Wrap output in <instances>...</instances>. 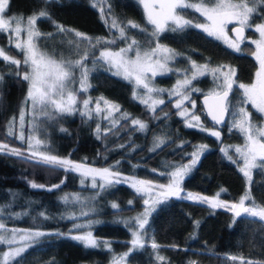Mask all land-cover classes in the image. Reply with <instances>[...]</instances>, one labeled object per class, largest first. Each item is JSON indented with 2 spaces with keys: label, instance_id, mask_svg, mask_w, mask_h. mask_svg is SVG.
<instances>
[{
  "label": "trees",
  "instance_id": "trees-1",
  "mask_svg": "<svg viewBox=\"0 0 264 264\" xmlns=\"http://www.w3.org/2000/svg\"><path fill=\"white\" fill-rule=\"evenodd\" d=\"M255 6L256 12L250 21L252 25L264 19V3L256 0ZM101 9L103 12L94 7L92 0H49L47 3L46 0H10L5 15L26 18L46 11L48 15L37 22L38 29L44 34L39 47L57 57L64 56L65 46L73 50L76 48L74 57L82 50L84 43H75V32L93 41L99 38L102 42L94 48L85 45V51L89 54L85 62L87 65L93 63L100 49H115L123 45L125 40L119 38L118 29L111 28L113 18L122 26L134 21L147 27L148 32L126 27L127 36L137 39L142 47L147 48L149 42L154 45L151 26L147 25L142 9L135 0H104ZM186 13V18L193 22L201 21V17L192 10L188 9ZM58 26H62L64 31H59ZM254 36L253 30H246V37ZM109 40L116 42L103 43ZM159 43L173 49L178 54V61L189 59L196 63L235 69V83L228 97L230 102L240 103L237 85L250 83L258 69V63L251 55L250 44L243 43L241 51L235 52L195 28L165 32L160 35ZM0 48L14 58H22L7 43L5 33H0ZM92 69L89 77L91 87L87 95L90 98L103 97L118 105L119 111L142 121L147 127L139 132L122 120L119 127L126 124L124 132L115 136L105 133L96 136L93 132L94 120L83 119L78 110L71 115L53 112L50 116L47 138L51 150L58 157L95 167L111 164L121 177L120 183L96 190L97 196L91 205L94 204L97 211L87 217L96 220L91 232L101 246L86 248L68 236L72 233L74 220L66 214L73 211L75 206L59 198L71 192L88 196L84 195L85 192L93 189L80 187L76 175L70 170L56 165L37 164L36 158H30L25 145L15 138L14 133L7 132V123L18 113L27 82L17 75L25 70L23 65L17 68L0 59V77H3L0 80V145H7V148L0 150V224H4L6 229L52 232L37 239L8 264H106L115 256L122 255L130 246V232L117 218L140 212L144 198L127 182L136 179L167 183L169 164L188 160L196 144H202L206 149L183 177L181 197H185L187 192H194L235 202L243 193H247L251 202L264 205V169H252L250 183L233 161L234 156L230 153L233 159L229 160L223 155L219 146L240 143L241 137L235 131L226 132L224 126L217 129L209 125L198 103L202 93L195 94V101L203 126L219 131V138L188 127L168 101L155 111H149L144 103L134 98L131 83L104 70L96 61ZM171 79L170 75L163 76L159 82L168 85ZM192 84L201 91L213 87L208 75L193 80ZM81 98L82 93L78 99ZM244 107L252 113V120L259 123L260 116L249 105ZM157 139L164 141L159 147L153 146ZM13 148L18 149L21 155H12ZM22 178L43 187L34 189L31 185H24ZM114 203L118 205L117 208L112 207ZM145 230V246L133 251L127 257V264H235L234 260L229 259L230 256L237 257L238 261L243 257L245 262L250 260L252 264H264V221L258 217L244 214L232 217L225 208H212L206 203L171 197L154 207ZM153 241L158 245L157 249L150 246L149 243ZM105 242L108 246H104ZM4 247V244H0V250ZM152 251L165 261L154 262Z\"/></svg>",
  "mask_w": 264,
  "mask_h": 264
},
{
  "label": "snow or ice",
  "instance_id": "snow-or-ice-1",
  "mask_svg": "<svg viewBox=\"0 0 264 264\" xmlns=\"http://www.w3.org/2000/svg\"><path fill=\"white\" fill-rule=\"evenodd\" d=\"M49 0H46V3ZM260 3H264V0H259ZM10 0H0V33H7L9 37H15V48L19 50L22 58L17 59L8 55L3 48H0V59L15 65L20 68L22 65L25 70L17 75L28 82V89L26 93L25 103L31 102L34 111H39L45 115H50L49 109L54 113L61 115H71L77 111V103L80 93L87 92L91 87L89 82L90 73L93 69H90L85 63L89 54L87 51L80 53V58L76 60H66L63 57L57 58L55 55H50L47 51L42 50L39 47L40 38L44 35L37 27L38 19L47 16L46 11H40L39 14H34L31 17L25 18L16 15H5L8 9ZM138 3L142 6L144 17L147 25H151V36L155 38L154 46L153 42H149L147 48H143L139 41L135 38L129 39L127 36L126 27L132 29H138L140 32H148L147 27L141 26L134 21H128L127 26H122L118 21L113 18L111 20V28L118 29L119 38L127 40V47H120L118 50L105 47L99 51V54L94 57L93 66L95 67V61H103L104 65H107L106 71H112L114 76L121 77L123 80L133 84V96H137V89L143 88L147 91L148 99H141V102L148 105L152 111H155V106L163 104L164 100L159 98H153L152 93H158L163 91L162 89H156L151 81L158 74H165L172 71L169 68V61L173 60L177 55L175 51L161 43H159V37L161 34L171 31L180 32L186 28H198L206 33L210 37H214L217 40L223 41L229 48L235 52L241 51V44L244 43L245 29L253 27L254 31L259 34L258 39H253L250 43L255 45V49L251 52L252 56L257 61L259 67L255 72L254 81L250 84H239V88L243 89V96L245 104H250L257 113L264 118V23L250 24L254 13L256 12V0H138ZM194 9L204 18L203 22H193V20L186 18V10ZM103 12V9H101ZM105 23H108L105 18ZM235 24L236 27L232 29L235 33L234 37H230L227 32L228 24ZM59 31L63 32L62 26H58ZM75 36L80 38L81 41L87 42L90 47H95L102 41L98 38L95 41L86 35L75 32ZM115 40L103 41L105 44H114ZM132 53V55H129ZM79 71V88L75 89L74 84L77 83L76 72ZM191 72V76L185 75L182 80L177 81L176 87L172 90V93L178 97H181L175 104L181 117L186 115L189 120H186L188 127H195L190 121L194 120L197 124L200 123V117L189 113L187 108L183 107V101L188 100L187 89L192 85V81L196 80L199 76H204L211 73L215 79L219 76H223V82L219 85V91H211L205 96L204 103L207 107L208 115L215 123H223V117L228 111L229 105V93L233 89L235 83L233 77L235 76V69L228 68L227 71L223 67L210 68L208 64L197 65L195 61L191 63V68L185 70ZM219 74V75H217ZM3 77H0L2 80ZM191 91L197 89L191 88ZM104 98L101 97V100ZM151 101V103H149ZM92 103L91 98H85L82 100V107L84 111H81V115H88L91 109L89 108ZM104 105L107 107L108 114L104 118L107 119L112 116L113 111H119V106L104 100ZM192 107H195V102L192 101ZM94 111L99 114L102 111L100 102L97 101ZM20 123L23 126L24 112L21 111ZM133 125H138L140 130H144L147 126L140 120L133 119ZM238 129L245 138L244 145L236 146L235 152L243 159V167L240 171L251 183L252 169L261 168L264 169V125H253L252 113L246 108H239V119L235 120L232 125ZM97 132L100 131L97 127ZM205 131L203 127L200 129ZM64 131V129H61ZM210 135L217 138L220 137L219 131H210ZM21 139H24L23 133H21ZM164 141L161 139L157 144L159 147ZM45 141L42 139H35V146L29 140L30 158H36L37 164L56 165L63 167L66 171H75L80 173L82 177H92V187H99L104 189L108 186H112L114 183H120L117 179L119 173L109 168H92L81 163H74L69 159H61L56 155H51L42 150ZM206 146H201L197 153L193 154V157L188 165H182L171 172V182L167 185H161L162 191H159L155 197H151L153 205L160 202L158 197H178L183 199L198 200L200 203H206L212 208H225L231 211L234 217H241L242 214L249 217H258L259 220L264 221V205H256L255 201H252L251 206H246L245 201L250 200V194H246L239 203L227 204L219 199H210L208 197L193 196L189 194L186 197H181L182 191L181 181L184 175L191 170L198 159V153L203 151ZM7 148V145H0V150ZM11 154L20 156L21 152L18 149H11ZM225 155L229 160L233 157L225 152ZM97 178L102 182L97 184ZM83 183V181H82ZM151 182L145 180H135L132 183L137 193L151 192ZM32 188L43 187L36 183H31ZM58 187V186H55ZM51 190V189H49ZM64 201L67 202L69 197L65 196ZM79 200L78 196L73 198ZM150 199H145V205L150 204ZM113 208H117L118 205L112 204ZM154 207L146 208L144 214L137 217L132 225V239L130 241L131 248L129 252L124 253L118 261H114V264H127V257L138 248L145 246L144 232L145 225L148 224V216ZM87 215V213H83ZM75 219V217H69ZM77 229L81 225H75ZM0 230H4L3 234H0V243L11 245L16 240V233L21 230H11V238L8 237V230L4 224H0ZM46 233L36 231L29 235L20 236L21 240L30 239L34 237L44 236ZM73 240L79 241L86 248L100 247V243L93 236L91 231L86 233L72 235ZM104 246H108L105 242ZM151 247L157 249L158 245L155 241L152 242ZM24 251L23 247L15 249H9L8 252L3 253L4 264H8L11 258L19 256ZM163 260V257H158ZM229 259L236 260L237 257L230 256ZM241 264H252V261H244L243 257L239 258ZM19 264V262H17Z\"/></svg>",
  "mask_w": 264,
  "mask_h": 264
},
{
  "label": "rangeland",
  "instance_id": "rangeland-1",
  "mask_svg": "<svg viewBox=\"0 0 264 264\" xmlns=\"http://www.w3.org/2000/svg\"><path fill=\"white\" fill-rule=\"evenodd\" d=\"M103 1L104 0H92V3L94 5V7H96V9L99 12L101 11V6L103 4ZM135 1L138 3V0H135ZM140 7L142 9V6L141 5H140ZM190 10H192L193 12H195L194 9H190ZM142 12H143V9H142ZM195 13L200 16L199 13H197V12H195ZM143 16H144V13H143ZM29 17H31V16L26 17L25 18V21ZM144 19H145V17H144ZM203 20H204V18L201 17V21H199V22H203ZM145 21H146V19H145ZM259 23H264V19L262 21H260ZM231 25H235V24L234 23L233 24H228L227 25V32H228V29H229V27ZM151 28H152V26H151ZM195 29H197V30L201 31L202 33H204L202 30H200L198 28H195ZM246 29H251V30L254 31V28L253 27H248ZM5 34H6V37H7V43L11 47H13L16 52L20 53L19 50H17L15 48V37H11L10 38L7 33H5ZM204 34L207 35L206 33H204ZM228 35L230 36L229 32H228ZM75 38L77 40V41H75V43L77 42V44H80V42H81L80 38H78L76 36H75ZM211 38L215 39L214 37H211ZM258 38H259V34L255 32V36L254 37H246L244 43L250 44V46L252 47V51H253L255 49V45L252 44V43H250V41L253 40V39H258ZM129 39H131V38H129ZM215 40H217V39H215ZM217 41H219L221 44H223L224 46H226L227 48H229L227 46V44H225L223 41H221V40H217ZM83 43H84V45H81V47H83V48L78 53V55L76 57L73 56L74 55L73 54V51H75L76 48L73 50L69 46H65L64 47V49H63L64 56H60V57H63L66 60H76V59H79L80 58V53H82V52L85 51V45H88L87 42H83ZM127 43H128V41L125 40L124 43H123V45H121V46H119V47H117V48H115L113 50H118L120 47H127ZM143 48H145V47H143ZM229 49H231V48H229ZM101 50H103V49H100L99 51H101ZM99 51L97 52L96 56L99 54ZM50 55H52V54H50ZM129 55H132V53H129ZM60 57H57V58H60ZM178 58L179 57H178V54H177L174 57L173 60L169 61V68L172 69V71L167 72V73L162 74V75L161 74H158L155 78L152 79V81H151L152 85L156 89H162L163 91L158 92V93H152L151 95L153 96V98L163 99L164 100V103L167 102V101L170 102V105L176 111L177 116L179 118H181V120L183 121L184 124L187 125L186 120H189V117L187 115L185 117H181L178 114L179 111H181V109H177L175 107L176 102L178 100H180L181 97H178V96H176L174 94H170V93H172V90L176 87L177 81L182 80L185 77V75H187L189 77L191 76V72L190 71H187L186 72L185 70L191 68V63L193 61L192 60H189V59H180L181 61H178L177 60ZM96 63H98L104 70H106L107 65H104L103 64V61L97 60ZM196 64L197 65H203V63H196ZM209 66H210V68L223 67L225 71H227L228 68H231V67H228V66H220V65L219 66H211V65H209ZM88 67L90 69H92L94 67L93 66V63L89 64ZM231 69H233V68H231ZM108 72L112 73V71H108ZM75 75H76L77 83L74 84L73 87L75 89H78L79 88V83H78V81H79V71L78 70H77V72H76ZM168 75L172 76V79H171V81H170V83L168 85L159 82L160 81L159 80L160 77L168 76ZM206 75H208L211 78V80L213 81V87L201 91V90H199L197 87H195L192 84L191 86H189V89L186 90L187 91V94L189 96V99L183 101V107L184 108H187L189 110V113L195 114V115H197L199 117H200V113L197 110V105H196V101H195V94H198V93L204 94V93H209L211 91H219V90H221L220 87H219V85L222 84V82H223V76H219L218 79H215L211 73H208ZM217 75H219V74H217ZM200 77H202V76L197 77V79L200 78ZM254 78H255V76H254ZM254 78L252 79V81L250 83H252L254 81ZM250 83H247V84H250ZM132 86L135 87L133 84H132ZM191 88H195L197 90L196 91H191L190 90ZM237 88L239 90L238 98H239L240 103H237V101H231V102L229 101L228 111H227V118H226V123H225L224 127H225V131L226 132L235 131L241 137V142L240 143H235V144H230V145H220L219 147H220V150L222 151V153H223V155L225 157H227L225 155V152H228L229 155L232 154L234 156V160L233 161L237 164L238 169L240 171V168L243 167L244 162H243V159L240 157V155L235 152V147L236 146H241L242 147L244 145V143H245V138H244V135L238 129L234 128L232 125H233V122L235 120H238L239 119V108L240 107H244V105H249L250 108L254 112H256V110L253 109L250 104L243 103V101L245 99L244 96H243V89L239 88V84L237 85ZM27 89H28V82H27V88H26L25 94H24V96H23V98L21 100V104H20V107H19V110H18L17 115L13 119H10L8 121V123H7V127H6L7 132L8 133H14L15 138L19 142H21V143H23L25 145L26 151L29 154H30L29 140H31L32 144L35 146V139H42V140L45 141V144L42 147V150L45 151L48 154L56 155L51 150V145H50V142H49V140L47 138L48 126L50 125V116L52 115L53 112H52L51 109H49V113H51V114L50 115H45V114H43V113H41L39 111H34L33 108H32L31 102H28L26 104L25 103V98H26ZM136 91H137V96L135 97L136 99H138L139 101H141V99H148V94H147V91L145 89L140 88V89H137ZM85 98H89V96L87 95V92L82 93V98L81 99H78V103H77L78 104V113L80 115H81V111H84V109L82 107V100L85 99ZM104 100H106V99L101 100V98H91L92 103L89 106V108L91 109V111L89 112L88 115H81L83 117V119H85V120H89V119H93L94 120V128H93L94 135L98 136L99 134L101 135V134H104L105 133L108 136H115V135L119 134L121 131L124 132L125 131L124 127L126 126V124H124V125L122 124L119 127V124H120V122L122 120H125V123H128V127L132 126L133 128H135L139 132H143L145 130V129L144 130H140L138 125H133L132 124V120L133 119L131 117H129L128 114L123 113L121 111H113L112 116H110L109 118L105 119L104 117L107 116L109 110L104 105ZM97 101L100 102V105H101V108H102V111L99 114H97L94 111L95 105H96V102ZM192 101L195 102V107L194 108L192 107ZM110 103H112V102H110ZM149 103H151V101H149ZM112 104H114V103H112ZM161 105L162 104L156 105L155 106V109L158 108V107H160ZM146 106H147V108H148L149 111H152L149 108L148 105H146ZM21 111L24 112V122H23V126H21L20 119H19L20 114H21ZM257 114L260 116L259 113H257ZM190 122L193 123L194 125H196L193 128H196V129L200 130L201 127H203L204 129H206L205 132H207L208 134H210V131H213V130L215 131V129L214 128H211V127L209 129L208 128H205L203 126V122H202L201 118H200V123L199 124H197V122L194 121V120H192ZM252 122H253V125L254 126H256V125H264V118H262L260 116V122L259 123L255 122L253 120H252ZM97 127H99V129H100L99 132H97V130H96ZM21 133H23V136H24V139L23 140L21 139ZM158 143H159V139H157L154 142V145L153 146H157ZM201 146H204V145H202V144H196L193 147V149H192V151H191V153L189 155V159L186 160L185 162H182V163L171 162L169 164V167H170L169 168V179H168V182L167 183L161 184V183L151 182V185H150V187L152 189L151 192L141 193L144 198H143V201H142L143 208H142V210L140 212L131 214L129 216H121V217L117 218L124 225H126L129 228L130 241L132 239V231H133L132 225L134 224L135 219L137 217L142 216L144 214L146 208L155 207L158 203H160V202H162V201H164V200H166L168 198H171V197H167V198L158 197V199H159L160 202L155 203L154 205H153L152 200L150 198L151 197H155L156 194L159 191H162V189L160 188L161 185H167L168 183L171 182V175L170 174H171L172 171H175L176 168H179L182 165H188V164H190V161H191V159L193 157V154L194 153H197L198 150L201 148ZM205 149H206V147L203 149V151ZM203 151H201V152L198 153V158H199V156L201 155V153ZM56 156L58 157V155H56ZM59 158L65 159V158H62L60 156H59ZM227 159H228V157H227ZM72 162H74V161H72ZM74 163H81V164H84V165H86L88 167H92V168H109V169L114 170V168H113V166L111 164H109L107 166H102V167H95V166H92V165L85 164L83 162H74ZM192 167H191V169H192ZM72 172L76 175L77 180H78V185L80 187H86V188L88 187L91 190L92 189L93 190L90 191V192H85L84 195H88V196H80L78 193H75V192L64 193V194L60 195V198L59 199H61V201H64L63 198L65 196H67V197H69V200L66 203L75 206V209L73 211H69L66 214L68 217H75V219H73L74 220V223L71 226L72 233L71 234H68L69 237H71L72 235L86 233L87 231H91V226L96 223V220L94 218L87 217V216L89 214H92V213H94V212L97 211V209L95 208V205L94 204L91 205V203L93 202V199L94 200L96 199L97 192H98L96 190L100 189L99 187H96V188H93L92 187V177L91 176L85 178V177H82L80 175V173H78V172H75V171H72ZM187 173L185 175H187ZM243 176H244V174H243ZM117 179L120 180L121 177L120 178L117 177ZM135 180L136 179L129 180V182H127L128 185H130L132 187V183ZM82 181H83V183H82ZM100 183H102V182L99 180V178H97V184H100ZM132 188H134V187H132ZM81 192H83V191H81ZM189 194H191L193 196L208 197L210 199H219L216 195L206 196V195H202V194H198V193H194V192H187L186 193V196H188ZM246 194L247 193H243L235 202H226V201H224V202L227 203V204H229V205L232 204V203H239V201L241 200V198H243ZM76 196H78L80 199L79 200H74L73 198L76 197ZM172 197H175V196H172ZM145 199H150V204L149 205H145V203H144V200ZM187 200H193V199H187ZM219 200H221V199H219ZM193 201L199 202L198 200H193ZM221 201H223V200H221ZM245 204H246V206H251L252 202L250 200H246L245 201ZM0 212H1V210H0ZM83 213H87V215H84ZM231 215H232V217H234V215H233L232 212H231ZM77 224L78 225H81V227L79 229H77L75 227V225H77ZM146 226H147V224L145 225V228H146ZM13 229H17V230H21V231H18L16 233V240L11 245L4 244V243H0V244H4L5 245V247L2 250H0V264H4L3 253L8 252L10 248L11 249H15V248H18V247H23L24 248V251H25L30 245H32L33 243H35V241L37 239L43 237V236H40V237H34V238H30V239L21 240L20 239V236H22V235H29L30 233H33V232H36V231L44 232V233H46V235L52 233L51 231L40 230V229H24V228H12V229H9L8 228L7 229L8 230L7 235H8L9 238H11V235H12L11 230H13ZM143 232H144V240H145L147 238L146 230L144 229ZM3 233H4V230H0V234H3ZM46 235H44V236H46ZM149 244L151 246V243H149ZM130 248H131V244H130L128 250L125 253L129 252V249ZM122 255L115 256L113 259H111L106 264H114V261H118ZM152 257L154 259V262H156V263L157 262H160V261H165L164 258H163V260L158 259V257H162V256L159 255V254H157L154 251H152ZM14 258H11L9 261H11ZM234 261L236 262L235 264H240V261H238V260H234Z\"/></svg>",
  "mask_w": 264,
  "mask_h": 264
},
{
  "label": "water",
  "instance_id": "water-1",
  "mask_svg": "<svg viewBox=\"0 0 264 264\" xmlns=\"http://www.w3.org/2000/svg\"><path fill=\"white\" fill-rule=\"evenodd\" d=\"M234 27H236V25H231V26L229 27V29H228V32H229V34H230L231 37H234V36H235V33L232 32V29H233ZM244 34H245V33H244ZM258 67H259V65H258ZM207 94H208V93L201 94V95L199 96V98H198V103H199L200 108H201V111H202V113H203L205 119H206L207 122L209 123V125H210V126H213V127H215V128H217V129H219V128L223 127V126L225 125V123H226L227 112L225 113V115H224V117H223V123H220V124L215 123V121H213V120L211 119V117L208 115L207 107H206V105H205V103H204L205 96H206ZM21 181H22V183H23L24 185H31V183H32V180H30V179H28V178H22Z\"/></svg>",
  "mask_w": 264,
  "mask_h": 264
},
{
  "label": "flooded vegetation",
  "instance_id": "flooded-vegetation-1",
  "mask_svg": "<svg viewBox=\"0 0 264 264\" xmlns=\"http://www.w3.org/2000/svg\"><path fill=\"white\" fill-rule=\"evenodd\" d=\"M246 30H247V29H245V37H246Z\"/></svg>",
  "mask_w": 264,
  "mask_h": 264
}]
</instances>
